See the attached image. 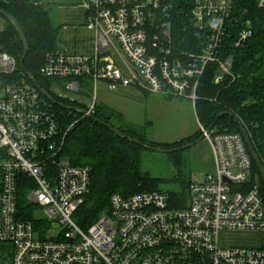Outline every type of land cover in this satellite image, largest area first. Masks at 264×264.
Segmentation results:
<instances>
[{
    "label": "built area",
    "instance_id": "built-area-1",
    "mask_svg": "<svg viewBox=\"0 0 264 264\" xmlns=\"http://www.w3.org/2000/svg\"><path fill=\"white\" fill-rule=\"evenodd\" d=\"M235 1L196 0L190 19L206 42L201 53L178 56L166 0H82L97 55L56 50L40 75L60 81L55 88L76 98L59 97L88 115L96 113L101 86L190 100L195 109L210 64L218 65L216 84L230 74L232 61H220L228 38L235 31L230 43L239 48L253 35L250 21L233 18ZM255 1L264 9V0ZM16 64L0 47V250H11L10 264H264V195L249 147L241 134L199 119L213 170L191 182L187 207H173L166 192L115 194L109 213L81 228L74 216L89 193L91 168L71 165L63 148L84 115L71 112L75 123L64 128ZM22 176L33 182L27 200L44 209L33 221L19 207ZM223 234L256 235L258 244L226 246Z\"/></svg>",
    "mask_w": 264,
    "mask_h": 264
},
{
    "label": "trees",
    "instance_id": "trees-1",
    "mask_svg": "<svg viewBox=\"0 0 264 264\" xmlns=\"http://www.w3.org/2000/svg\"><path fill=\"white\" fill-rule=\"evenodd\" d=\"M195 1L165 2L169 8L168 18L172 23L173 48L178 56L183 53L199 54L206 42L204 34L195 28L190 19ZM0 8L17 19L28 40L29 50L24 63L21 64L25 49L15 27L5 19V26L0 32V47L17 61L19 72L30 73L38 85L57 103L66 107H79L77 102L61 99L54 93V88L60 81L45 79L40 75L46 55L58 50L60 27L52 21V7L43 4L42 0H0ZM233 18L240 23L250 21L253 35L239 48H234L230 43L235 38V31L232 37L228 38L220 61H232L230 74L216 84L218 65L210 64L200 84L198 93L201 100L197 102L195 110L200 122L219 125L226 132H237L243 136L240 124L234 118L225 116L218 119V115L223 112L234 114L248 132L255 155L264 167V9H259L255 0H236ZM87 83L86 87L89 88L90 82ZM43 99L59 115L64 128L75 123L74 113L50 103L44 97ZM105 110L113 112L110 121H104L100 117ZM94 117L106 125L97 123L90 117L80 116L69 131L63 148V155L71 165L91 168L89 193L74 216L76 223L83 229L90 227L103 214L109 213L110 199L115 194L127 197L145 192H163L160 189L163 181L150 178L142 169L143 153L147 149L127 138L118 137L110 128L118 129L125 137L144 143L148 147L171 150L178 149L185 143H157L149 139L150 123H132L122 114L104 105L97 107ZM192 138V141L196 142L201 136L196 133ZM176 152L179 151L173 153ZM252 173L254 177L255 173L258 176V183L264 195V180L254 160ZM21 183L19 207L24 219L33 221V204L27 200L33 182L22 176ZM190 184L191 182L182 181L181 193L167 192L173 207H187L185 193L189 192Z\"/></svg>",
    "mask_w": 264,
    "mask_h": 264
},
{
    "label": "rangeland",
    "instance_id": "rangeland-1",
    "mask_svg": "<svg viewBox=\"0 0 264 264\" xmlns=\"http://www.w3.org/2000/svg\"><path fill=\"white\" fill-rule=\"evenodd\" d=\"M5 23V19L0 16V32L3 30ZM54 93L63 97L76 98L73 94H69V92L60 88H55ZM115 97V94H107L104 98L107 101H116ZM117 105L112 103L105 104V106L113 109L115 112L121 113L132 123L138 125L150 123L149 139L157 143L173 145L174 143L185 142L178 147L181 148L195 142L192 141L193 138L190 135L198 131V118L190 100H178V98L165 100L159 95L149 94L147 95L146 103L141 105L137 103L122 105L124 108H127V113L125 109L118 108ZM142 169L150 178L161 179L163 181L160 186L163 192L179 191L181 193L180 185L182 181L192 182L196 179L200 180L213 170V154L210 145L203 140L194 147L176 153L161 154L146 150L143 153ZM255 179L259 182L256 173ZM185 197L188 203V191H186ZM31 214L33 217H42L44 216V209L34 205L31 208ZM221 243L226 246H247L248 248L249 246H256L258 244V236L250 234H223L221 236ZM6 253H9V255ZM10 262L11 250L4 251V253L0 250V264H10Z\"/></svg>",
    "mask_w": 264,
    "mask_h": 264
},
{
    "label": "crops",
    "instance_id": "crops-1",
    "mask_svg": "<svg viewBox=\"0 0 264 264\" xmlns=\"http://www.w3.org/2000/svg\"><path fill=\"white\" fill-rule=\"evenodd\" d=\"M42 3L52 7V21L56 26L60 27L57 41L58 50L76 56L93 57L97 55L96 33L87 28V12L82 7V0H42ZM120 65L123 66L121 62ZM107 94H115L117 100H105L104 97ZM149 94L151 93L136 88L121 89L116 93H110L104 86H101L99 90V105L105 106L107 103L118 104V108L125 109L127 113V108L122 105L127 103H137L138 105L146 103V98ZM161 98L171 100V98L162 96ZM196 133L198 131L190 136Z\"/></svg>",
    "mask_w": 264,
    "mask_h": 264
},
{
    "label": "water",
    "instance_id": "water-1",
    "mask_svg": "<svg viewBox=\"0 0 264 264\" xmlns=\"http://www.w3.org/2000/svg\"><path fill=\"white\" fill-rule=\"evenodd\" d=\"M0 16L3 17L4 19L8 20L16 29L17 31V35H19L21 41H22V44H23V48L25 49L24 50V55L21 59V64L24 63L25 61V58L27 56V53H28V48H29V44H28V40L24 34V31L21 27V25L19 24V22L17 21V19H15L12 15H10L8 12H6L5 10L1 9L0 8ZM26 75L29 77L30 80H32V82L36 85L37 89L39 90V92L41 93V95L46 98L50 103L54 104V105H59L60 107H63L65 110L69 111V112H75V113H79L81 115H84V116H88L90 118H92L95 122L97 123H101V124H104L106 125L104 122H102L101 120L97 119L94 117V115H88L87 114V111L85 110H81V109H78V108H73V107H66V106H63L59 103H57L44 89H42V87L40 85H38L37 81L35 80V78L30 74V73H26ZM218 119H221L225 116H230L232 118H234L239 124H240V128H241V132L244 136V139L247 143V146L249 147V152H250V155L251 157L253 158L255 164L257 165L259 171H260V174L261 176L263 177V180H264V167L261 165V162L260 160L258 159V157L255 155V152L253 150V147L251 145V141H250V138L248 136V132H246L245 128L242 126V124L240 123L239 119L234 115V114H231V113H220L218 115ZM101 119L104 120V121H110L113 117V112L109 111V110H105L104 112L101 113L100 115ZM118 137L120 138H127L130 142L134 143V144H137L141 147H144L145 149L149 150V151H154V152H159V153H173L174 151H180V150H186V149H189L191 147H194L196 144L200 143L203 139L200 138L199 140H197L196 142H193V143H190L186 146H183L181 148H176V149H171V150H168V149H162V148H154V147H148L146 146L144 143H141L137 140H134L132 138H128V137H125L120 131L115 130V129H112L110 128Z\"/></svg>",
    "mask_w": 264,
    "mask_h": 264
}]
</instances>
